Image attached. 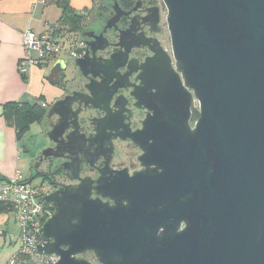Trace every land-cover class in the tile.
I'll list each match as a JSON object with an SVG mask.
<instances>
[{"label":"water","instance_id":"1","mask_svg":"<svg viewBox=\"0 0 264 264\" xmlns=\"http://www.w3.org/2000/svg\"><path fill=\"white\" fill-rule=\"evenodd\" d=\"M162 1L172 55L152 49L141 67L147 120L121 135L146 150L145 170L80 176L89 161L73 151L79 143L85 154L93 150L91 139L79 140L82 106L104 114L88 122L94 137H108L113 94L105 76L127 65L126 53L90 63L106 48L95 47L101 36L74 60L84 77L103 76L101 91L87 87L88 100L75 92L47 109V120L58 117L48 139L64 148L44 149L39 161L68 160L63 175L79 182L38 199L54 212L38 230L36 253L57 256L56 264H94L87 254L98 264H264V0ZM124 41L122 33L118 46L127 52ZM67 68L58 59L49 83L58 85Z\"/></svg>","mask_w":264,"mask_h":264},{"label":"flooded vegetation","instance_id":"2","mask_svg":"<svg viewBox=\"0 0 264 264\" xmlns=\"http://www.w3.org/2000/svg\"><path fill=\"white\" fill-rule=\"evenodd\" d=\"M116 5L120 8L117 17L118 21L115 25L110 26V21L116 16L114 10ZM83 15L84 27L80 40L85 43L86 52L89 50L87 42H91L94 36H101L95 47H106L103 51H98L94 60L90 63L97 66L100 62L99 59H109L114 54L119 56L126 53L127 65L124 69L110 71L108 76H105V79L109 80L110 83L108 92L113 94L110 104V113L113 115V119L109 123L113 130L108 137H94L96 136L94 127L90 125L88 119L91 117L100 118L104 114L89 109L90 106L84 109L85 102L82 106L83 111L79 115L80 132L83 135L79 137V140L86 141L91 139L93 150L85 154L79 143L77 147L80 151L75 149L73 153L76 156L75 158H85L89 161L88 164H82L80 173L82 178L90 177L92 180H98L102 173L106 172L105 170L122 172L132 177L136 173L145 170L140 158L146 153V150L131 140L122 139L121 135L127 136L131 133L140 132L143 130L144 123L147 120L148 110L145 107L148 104V95L140 90L145 88L142 80L144 73L141 67L148 59L155 56V52L152 49H158L160 46L169 55H172L167 47V44L171 43L167 23L168 11L162 0H97L96 7L94 8L93 3L92 10L88 14ZM122 33L125 34L124 42L128 47L127 52L125 48L122 49L118 46L121 43ZM144 43H147L148 46H144ZM95 73H99L98 70H95ZM63 75L64 73L61 75L59 84L63 81ZM102 77L99 74L93 79H91V76L84 77L78 70L75 81L73 84H66L64 87L65 90L67 89L66 93L60 99L79 92L83 94L78 98L79 100H88V97H86L89 94L87 87H92L96 93L100 92ZM155 83H162L158 76L155 77L154 85ZM154 92H156V89ZM42 107L46 108V105L44 106L43 104ZM73 107L74 109L79 108L77 104H74ZM57 121L58 117H53L50 120L44 119L48 131L50 130V125ZM70 132L71 130H68L67 133ZM89 143L87 141V145ZM149 143L151 144L152 141ZM58 145L61 147L63 144L62 142L58 144L50 142L51 147L55 148ZM62 147L64 148V146ZM109 147L110 151H108ZM97 157V161L91 162ZM38 162H40L39 158ZM43 162L49 164L48 173L39 172V175H57V179L53 176V183L47 186L49 192L61 185H76L79 183L70 181L68 177L63 175V164L68 162V160L64 158H49ZM89 256L93 258L90 254L86 255V257ZM93 262L98 264L94 258Z\"/></svg>","mask_w":264,"mask_h":264},{"label":"crops","instance_id":"3","mask_svg":"<svg viewBox=\"0 0 264 264\" xmlns=\"http://www.w3.org/2000/svg\"><path fill=\"white\" fill-rule=\"evenodd\" d=\"M67 1L77 14H88L93 7L91 0ZM64 4L65 0H0V177L3 179H11L20 171L25 181H33L39 173L37 166L42 164L38 162L39 151L50 147L44 121L34 122L26 136L18 140L17 130L7 120L5 112L9 103L44 104L47 109L61 98L63 92L44 83L43 68L33 67L24 79L18 72V65L25 57L21 34L29 29L37 33L49 28L65 29L62 28ZM30 139H34L33 143ZM24 163L30 167L31 178L21 170ZM18 250L16 216L0 205V264L6 263Z\"/></svg>","mask_w":264,"mask_h":264},{"label":"built area","instance_id":"4","mask_svg":"<svg viewBox=\"0 0 264 264\" xmlns=\"http://www.w3.org/2000/svg\"><path fill=\"white\" fill-rule=\"evenodd\" d=\"M55 29L49 28L37 33L27 30L21 34L25 57L19 62L18 71L25 77L33 67H40L48 61H57L63 57L76 59L86 53V45L79 39L72 42L55 35ZM36 54V56L33 55ZM45 106V105H44ZM32 182V181H31ZM24 180L20 171L11 179L0 177V203L9 204L15 214L19 227V250L4 264H56L55 255H38L37 245L41 244L39 229L52 213L44 207L39 198L49 193L45 185L33 187Z\"/></svg>","mask_w":264,"mask_h":264},{"label":"trees","instance_id":"5","mask_svg":"<svg viewBox=\"0 0 264 264\" xmlns=\"http://www.w3.org/2000/svg\"><path fill=\"white\" fill-rule=\"evenodd\" d=\"M93 3L95 0H91ZM62 24H67L70 22L72 29L70 31H74L73 29L76 30L77 26L79 23L83 22L84 15L83 14H77L75 11L69 6V3L67 0H65V4L63 5V11H62ZM78 29V28H77ZM24 79H26L24 77ZM47 115V109L42 107L40 104H19V103H9L6 106V112L5 116L9 122H11L16 130H17V136L18 140H22L26 134L30 130V126L34 122H42L46 118ZM38 168V166H37ZM36 168V169H37ZM36 176H42L46 179H49L48 184H52L54 181V175L49 176L48 174L46 175H39L37 174ZM44 182V181H43ZM45 183V182H44ZM0 205L10 209V205L6 203H0ZM52 209V208H51Z\"/></svg>","mask_w":264,"mask_h":264},{"label":"rangeland","instance_id":"6","mask_svg":"<svg viewBox=\"0 0 264 264\" xmlns=\"http://www.w3.org/2000/svg\"><path fill=\"white\" fill-rule=\"evenodd\" d=\"M96 4H97V0L94 1V8L96 7ZM84 22V21H83ZM83 22L82 23H79V25L77 26L76 30L73 29L74 31H70L72 29L71 27V24L70 22H68L67 24H64V26H62V28H65V29H58V28H54L55 29V35L56 37H59L60 39H63V37H65L66 39H68L69 41H73V40H77V42L79 41V39H81V32L83 31ZM73 43V42H72ZM167 47L168 49L171 51L172 53V50H171V43H168L167 44ZM34 56H36L35 53H33ZM63 59H65L67 61V64H68V68L67 70L64 72V75H63V81L58 84V85H51L49 84V82H47V76L49 75L50 73V70L52 68V66L55 64V61L53 60H50L48 61L46 64L40 66V68H43L45 70V74H44V78L46 79L45 80V84L53 89H56L60 92H63L62 96L66 93V90L64 89V87L66 86V84H73V82L75 81L77 75H78V70H77V67L75 66V63H74V60L73 59H70V58H66V57H63ZM19 72V71H18ZM20 74V73H19ZM20 76L22 77V75L20 74ZM69 88V86H68ZM44 99V98H43ZM42 99V100H43ZM45 101V99L43 100ZM30 143H33V140L34 139H30ZM28 147H31V144H27ZM40 153L42 151H39ZM48 166L49 164L47 162H43L41 164V166H39V168H37V170L39 172H47L48 170ZM21 170L25 173V176L26 177H32V174H31V170H30V167L28 164L24 163V167L22 166L21 167ZM56 179H57V175L54 176ZM28 178V179H30ZM45 183H44V182ZM61 182V180H60ZM63 182V181H62ZM48 183H49V179H46L42 176H36L35 179H33V181L31 182L32 186L33 187H39L41 185H45V186H48ZM48 210L53 214V209H51V207H47ZM20 246V245H19ZM90 261H93V258L92 257H87Z\"/></svg>","mask_w":264,"mask_h":264}]
</instances>
